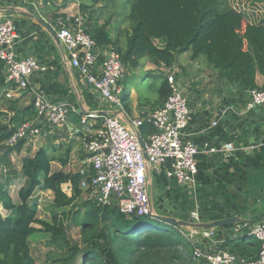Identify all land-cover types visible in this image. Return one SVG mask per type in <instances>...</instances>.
<instances>
[{"label":"trees","instance_id":"16d2710c","mask_svg":"<svg viewBox=\"0 0 264 264\" xmlns=\"http://www.w3.org/2000/svg\"><path fill=\"white\" fill-rule=\"evenodd\" d=\"M116 2L121 0H82L79 8L87 15V33L99 47H113L127 67L136 68L142 59H149L170 69L181 53L190 52L192 59L204 57L238 91L259 87L256 77L264 76V17L252 21L228 0H125L129 11L121 21L124 25L112 36L108 27L115 14L105 17V9ZM249 2L264 6V0ZM10 85L0 59V90ZM169 94L166 78L159 87V100L164 102ZM25 109L21 116L16 113L14 121L0 125V264H36L30 240L38 233L47 234L48 245L60 251L48 257L49 264H208L194 259L193 245L176 225L136 212L127 215L117 204L77 203L83 193L81 175L51 172L53 158L45 148L23 158L24 184L20 202H15L1 181V163L10 165L9 155L20 153L25 145V139L12 146L5 144L22 121L34 118L33 105ZM152 131V125H144L143 137ZM68 182L73 186L70 196L63 189ZM37 190L53 192L48 209L54 220L38 217ZM63 216H71L79 225L84 246L70 239ZM261 218L257 215L253 220ZM182 219L188 220L186 216ZM250 238L230 236L219 246L246 261L254 260L260 245Z\"/></svg>","mask_w":264,"mask_h":264},{"label":"crops","instance_id":"0c3cea01","mask_svg":"<svg viewBox=\"0 0 264 264\" xmlns=\"http://www.w3.org/2000/svg\"><path fill=\"white\" fill-rule=\"evenodd\" d=\"M81 1L0 0V21L11 17L17 26V56H33L47 66V69L32 76L31 87L27 90H12L11 97H7L6 93L12 85L0 90V111L7 113L9 117L1 121H14L13 117L18 111L20 116L27 112L25 108L32 104L33 90L41 91L54 103L68 102L75 107V110L70 112L66 127L52 129L46 125L43 135L26 140L23 147L39 144L40 148H45L48 153L55 151L52 155L49 154L53 158L51 172H77L86 154L85 127L92 126L94 122L93 119H88L87 124L82 125L81 117L84 111L89 112L103 106L92 95L78 71L70 65L66 48L58 40V36L39 22L42 19L56 31L58 17L64 16L65 19L73 20L74 16L81 12ZM118 22L113 20L109 26L112 36L123 27V24ZM109 47L111 46L99 47V50L102 52ZM190 55V52L181 53L177 64L170 68L176 71L180 87L189 101L191 113L187 133L202 151L205 145L209 148L215 147L217 151L201 152L197 156V200L193 198L194 194L189 193L192 192L191 188L179 185L175 179L156 175V181L160 184L157 191H161V188L162 191L159 201L153 200V205L158 214L177 219L184 218L186 211L195 208V204L200 205L203 222L237 216V223L214 228L216 236L212 247L221 249L219 245L225 243L228 237L242 239L246 235L251 237L250 240L258 241L261 247V242L248 233V224L255 221L253 219L257 215L263 217L264 213V109L260 106L248 108L249 91H238L235 86L226 82L204 57L192 59ZM144 60H141L138 67L142 68ZM149 63L150 68L159 67L157 70L142 68L148 77L160 76L161 81L155 86L156 98L150 100L145 97L138 100L135 88L132 85L125 87L122 82L125 92L124 109L133 117H148L164 103L159 100V87L166 79L165 74L160 70L161 65L151 61ZM217 74L219 78L213 79ZM256 81L259 86H263L264 76L258 74ZM215 120L217 124L213 125ZM229 142L233 144L234 149L230 156L226 157L221 151V146ZM65 143V147H69L68 150L65 148V153L58 154ZM76 158L78 159L75 160ZM68 184L69 182L65 183ZM49 197L53 199L54 196ZM261 220L264 221V218ZM243 221H247V227ZM235 229L242 235L234 234Z\"/></svg>","mask_w":264,"mask_h":264},{"label":"built area","instance_id":"2783aa9c","mask_svg":"<svg viewBox=\"0 0 264 264\" xmlns=\"http://www.w3.org/2000/svg\"><path fill=\"white\" fill-rule=\"evenodd\" d=\"M57 24L56 33L66 48L70 65L78 71L95 99L103 104L96 110L84 111L81 117L82 125L87 124L88 119L94 121L92 126L85 127L86 154L77 170L81 175V189L89 191L91 199L98 205L117 204L127 215L136 212L137 215L157 217L159 214L153 205L150 188L154 176L163 175L166 179H175L185 188H191L192 192H188L194 194L193 198L197 200V156L201 152H215L217 149L205 145L202 151L187 133L190 105L180 87L176 71L169 69L165 73L170 94L164 103L148 117H133L124 109L122 82L128 67L121 55L113 47L100 52L97 42L86 31V17L81 12L71 21L60 16ZM17 37L15 20L11 17L1 20L0 59L6 82L14 86L7 91V97H11L12 90H27L31 87L32 76L47 69L36 57L17 56ZM32 93L36 114L17 126L6 145L12 146L20 140L41 136L46 125L52 129L68 125L70 112L75 110L73 105L68 102L54 103L38 90ZM249 95L248 108L260 106L264 109L263 87L250 89ZM146 124L152 125L154 131L143 137L142 127ZM216 124L217 121H213V125ZM140 136L143 137L144 146ZM233 149L231 142L221 146L226 157ZM68 185L72 191V183ZM65 192L71 195L67 190ZM195 206L186 211L187 221L201 223L200 205ZM243 222L247 227V221ZM178 228L193 245V257L197 261L208 264H264V221L261 219L248 224V233L261 242L258 257L249 261L230 250L212 247L216 236L214 228ZM233 233L240 234L238 229Z\"/></svg>","mask_w":264,"mask_h":264},{"label":"rangeland","instance_id":"374dc122","mask_svg":"<svg viewBox=\"0 0 264 264\" xmlns=\"http://www.w3.org/2000/svg\"><path fill=\"white\" fill-rule=\"evenodd\" d=\"M87 1V0H85ZM250 0H228V2L233 5L238 10L244 11L249 16L250 20H258L262 19L264 16V6L252 4L249 2ZM251 4V5H250ZM96 5V8L100 6H106L105 3H102ZM129 11V4L125 3V0H121V2H116L112 6H110L107 10L105 9V17L108 16L110 13L114 12L115 16L113 17V20L119 21L118 24L121 23L123 17L126 13ZM87 17V15H85ZM119 19V20H118ZM100 21H104V17L100 19ZM124 25V24H123ZM109 28V27H108ZM149 59L144 60V65H142V68L148 67L149 70H157L159 67L154 66L153 68H150L151 64L149 63ZM140 67L133 68L131 66H128V70L126 73V76L123 81V85L125 87H128L132 85V87L135 88L136 96L139 99H143L145 97L149 98L150 100H153L157 97V92L155 86L159 84L160 76L156 77L154 75H151L148 77L146 75V72ZM160 70H163L164 74L169 70V68H166L165 66H160ZM219 78L218 74L215 78ZM157 79V80H155ZM8 114L5 112L0 111V125L7 124L9 121H1L2 119H9L7 117ZM67 143L64 144V147L62 150L58 152V154L65 153V148L68 150L69 147H65ZM24 149V150H23ZM21 153H18L16 151L12 152L9 155L10 159V165H7L6 162L1 163V169H2V182L6 183L5 188L9 190L11 196L13 197V200H15L17 203L20 202V195L19 190L21 186L24 184V177L22 175V164H23V158L24 157H33L37 154V152L40 150L39 144L36 146H27L26 148H23ZM48 153V152H47ZM51 153V154H50ZM50 155L52 153H55V151H50ZM49 155V156H50ZM51 157V156H50ZM76 158L75 160H77ZM14 169V170H13ZM56 170H53L55 172ZM7 176V177H5ZM157 176H154L153 185L150 188L151 196L153 200L159 201L161 191H157L159 188L158 182L156 181ZM63 188L67 190V192L71 193L72 191L70 189L69 185H63ZM65 190V191H66ZM35 195L37 196V202H38V217H41L45 220L52 221L54 220L48 207L51 205L52 200L49 196L53 197V193L49 191H43V190H37L35 192ZM34 199V198H33ZM92 200L91 194L87 190H83L82 195L77 199V203H83L84 201ZM1 206V205H0ZM2 209V208H1ZM2 211L6 213L3 209ZM63 221L67 227V233L70 239H72L75 242H78L81 246H84L83 239H82V233L80 230L79 225H76L73 220L70 217L63 216ZM38 226V224H36ZM49 236L44 233H38L35 236H33L30 240L31 244V251L33 256L36 259V264H49L50 260H48L49 256L57 254L59 249L54 245H48L47 241L49 240Z\"/></svg>","mask_w":264,"mask_h":264},{"label":"water","instance_id":"95a60500","mask_svg":"<svg viewBox=\"0 0 264 264\" xmlns=\"http://www.w3.org/2000/svg\"><path fill=\"white\" fill-rule=\"evenodd\" d=\"M39 22L42 23L43 25H45L49 29V31H51L57 37V33L54 31V29L49 24L45 23L42 19H40ZM58 40H59V38H58ZM139 139H140L141 144L144 146L143 137L140 136ZM262 215L264 218V213H262ZM238 218L239 217H237V216H232V217H228V218L218 219V220L213 221V222L192 223V222L187 221V220L177 219L176 217L157 215V219L167 221L168 223H170L172 225L184 226V227H194V228H205V229L217 228V227H222V226H226V225H232V224L237 223L239 221Z\"/></svg>","mask_w":264,"mask_h":264},{"label":"clouds","instance_id":"9594fccd","mask_svg":"<svg viewBox=\"0 0 264 264\" xmlns=\"http://www.w3.org/2000/svg\"><path fill=\"white\" fill-rule=\"evenodd\" d=\"M56 32V31H55ZM160 215V214H159Z\"/></svg>","mask_w":264,"mask_h":264}]
</instances>
